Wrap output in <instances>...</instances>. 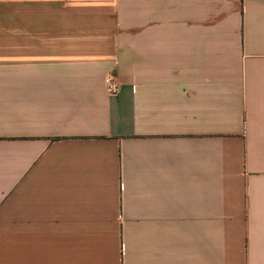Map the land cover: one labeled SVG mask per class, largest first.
<instances>
[{"label": "crops", "instance_id": "obj_1", "mask_svg": "<svg viewBox=\"0 0 264 264\" xmlns=\"http://www.w3.org/2000/svg\"><path fill=\"white\" fill-rule=\"evenodd\" d=\"M0 264H264V0H0Z\"/></svg>", "mask_w": 264, "mask_h": 264}, {"label": "built area", "instance_id": "obj_2", "mask_svg": "<svg viewBox=\"0 0 264 264\" xmlns=\"http://www.w3.org/2000/svg\"><path fill=\"white\" fill-rule=\"evenodd\" d=\"M104 83H105L106 92L109 96L113 97L118 94L119 91L118 85L113 75L106 76Z\"/></svg>", "mask_w": 264, "mask_h": 264}]
</instances>
